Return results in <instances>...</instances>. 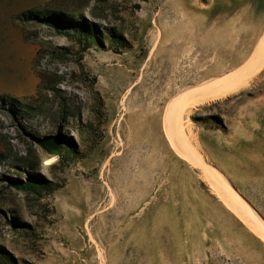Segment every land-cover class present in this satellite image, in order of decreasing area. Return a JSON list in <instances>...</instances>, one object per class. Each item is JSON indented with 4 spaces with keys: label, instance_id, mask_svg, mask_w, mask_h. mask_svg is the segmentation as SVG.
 <instances>
[{
    "label": "rangeland",
    "instance_id": "rangeland-1",
    "mask_svg": "<svg viewBox=\"0 0 264 264\" xmlns=\"http://www.w3.org/2000/svg\"><path fill=\"white\" fill-rule=\"evenodd\" d=\"M44 8L77 17H19ZM82 18L103 47H84ZM263 34L264 0H0V95L28 106L0 104V264H264L163 124L173 98L241 68ZM247 83L181 120L264 221V69Z\"/></svg>",
    "mask_w": 264,
    "mask_h": 264
},
{
    "label": "bare ground",
    "instance_id": "bare-ground-1",
    "mask_svg": "<svg viewBox=\"0 0 264 264\" xmlns=\"http://www.w3.org/2000/svg\"><path fill=\"white\" fill-rule=\"evenodd\" d=\"M179 42L176 43L177 46L180 45ZM235 60L237 61V59ZM262 69H264V34L259 38L256 46L241 68L235 70L231 75L228 74L222 78L219 77V80L214 83L212 82L207 87L204 86L203 90L198 91L193 96L180 95L177 98L175 97V99L173 98V101H170V104H168L169 106L166 105L167 108L165 109L167 110L163 115V124L165 135L170 142V145L177 151L178 156L190 164L201 166L203 172H205L207 177L211 180L209 182L211 191L218 199H220L227 209L234 213L239 220L241 219V221H245L244 224L246 225L247 223L248 228L259 236L262 239L261 241H264V221L251 209L249 204L237 192L231 189L220 173L205 162L203 153L199 147L197 133L193 130V124L187 119V117L186 120H181L185 108H191L211 101L220 100L238 92L239 90L241 91V89L245 88L246 84H248V78Z\"/></svg>",
    "mask_w": 264,
    "mask_h": 264
},
{
    "label": "trees",
    "instance_id": "trees-1",
    "mask_svg": "<svg viewBox=\"0 0 264 264\" xmlns=\"http://www.w3.org/2000/svg\"><path fill=\"white\" fill-rule=\"evenodd\" d=\"M49 15H52L58 19H65L67 21L72 22L77 16L75 13H67L65 11L60 10H51V9H42L40 11L38 10H26L19 14V17H22V19H33L37 20L40 18V21L48 26H52L54 28L55 25L51 21ZM79 17H81L79 15ZM80 28H83L84 30H87L88 32H79V40H83L84 47H90L91 43H94L95 45L99 47H103V38H102V32L96 27L94 24L89 23L85 18H82V23L80 24ZM60 32V31H59ZM69 36H74L73 34H68ZM114 41H117L120 43V39H114ZM1 103H9L12 108H16L18 110H22L23 112H26V108L28 107L26 104L20 102L18 99L7 96V95H0V104ZM37 142L43 146L44 148H47L48 150H52L50 152L52 153H58L61 148L60 139L57 137H39L37 138ZM5 158V155L3 153H0V162ZM9 183L16 186L21 187H28L33 188L34 182L29 178L28 182L22 183L18 180L10 179Z\"/></svg>",
    "mask_w": 264,
    "mask_h": 264
},
{
    "label": "crops",
    "instance_id": "crops-1",
    "mask_svg": "<svg viewBox=\"0 0 264 264\" xmlns=\"http://www.w3.org/2000/svg\"><path fill=\"white\" fill-rule=\"evenodd\" d=\"M26 64H27V59H22V86H32L34 87V83L35 80L33 79V77L31 76L29 80H25L24 78V72L26 71ZM3 79L5 80V77L0 78V80ZM2 87H0V91L4 89L5 83H2ZM216 196V195H215ZM217 198V197H216ZM218 199V198H217ZM218 201L220 202V204L223 205L224 210L230 214L231 218L234 220L235 223L239 224L241 227V231L244 232L245 234L248 235V237L255 241L256 243H258V245H260L263 249H264V241H261L262 239L257 236L254 232H252L241 220H239L238 217H236V215H234V213H232L229 209H227L225 207V205L218 199Z\"/></svg>",
    "mask_w": 264,
    "mask_h": 264
}]
</instances>
